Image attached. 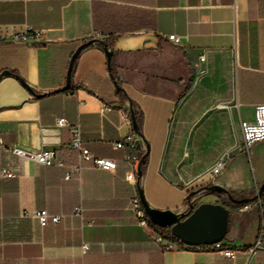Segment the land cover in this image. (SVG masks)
<instances>
[{
    "label": "crops",
    "instance_id": "crops-1",
    "mask_svg": "<svg viewBox=\"0 0 264 264\" xmlns=\"http://www.w3.org/2000/svg\"><path fill=\"white\" fill-rule=\"evenodd\" d=\"M90 40L109 42L114 76L94 41L75 59L65 90L72 56ZM259 103L264 0H0V138L6 146L53 149L56 161L42 165L3 152L19 175L0 177V264H264V236L257 253L245 251L264 224V196L247 202L261 220L257 233L256 224L243 234L229 220L223 241L234 259L182 249L173 239L159 244L128 207L139 189L151 207L179 213L190 191L210 184L252 194L264 182V159L245 161L236 129ZM119 109L134 114L146 153L136 185L125 180L126 149L113 147L130 132ZM63 117L68 125H59ZM75 124L106 166L85 162L66 179L79 163L71 147ZM226 154V168L212 176ZM200 195L201 203H221L217 197L227 194ZM221 204L230 215L238 208ZM79 205L84 218L73 214ZM37 209L62 220L40 226Z\"/></svg>",
    "mask_w": 264,
    "mask_h": 264
},
{
    "label": "built area",
    "instance_id": "built-area-1",
    "mask_svg": "<svg viewBox=\"0 0 264 264\" xmlns=\"http://www.w3.org/2000/svg\"><path fill=\"white\" fill-rule=\"evenodd\" d=\"M100 34V32H98ZM22 39L27 37L21 36ZM169 40L180 44L181 36L177 34H171L168 36ZM105 110L110 111L112 108L108 105H105ZM121 120L123 124H126L130 128L129 134H127L123 139L117 141L113 144V147L116 149L125 148L126 153L124 154V160L129 164V169L125 174V180L130 182L133 185H136L138 180V168L139 162L141 160V144L135 138V129L133 126V118L130 111L119 109ZM59 125L65 126L68 125L66 118H60L58 121ZM72 140L71 147L76 150L78 155L79 163L74 168V171L67 170L65 173L66 179H71L74 177L75 173L80 174L84 163H89L90 166L96 168H105L106 158L96 156L85 144V141L82 138V130L79 124H75L70 129ZM241 132L245 148H249L254 143L264 140V103H259L254 108V118L252 120H242L241 122ZM9 151L13 155L21 159H31L42 165H53L56 163L54 158V150L50 148H42L38 150H27L18 146H6L4 141L0 138V177L1 178H14L19 175L17 169L13 168L9 164L5 163L2 158L4 151ZM231 155L226 154L223 156L218 163L212 168L211 175L216 176L220 174L227 166V162L230 159ZM263 196H260L256 199L259 202H262ZM193 204L189 198V203L186 206L184 213L186 215L190 214L193 210ZM248 206V205H247ZM128 207L133 211L134 219L136 223L144 228H147L150 232L154 234L155 240L161 244L164 242L165 238L157 233L152 222L147 216L139 193L136 190L133 196L129 198ZM84 209L81 205L76 206L73 210V214L84 218ZM33 217L37 220L40 226H47L49 224L60 223L62 217L59 215L51 214L46 209H37L35 210ZM264 236V224H262L256 242L250 247L246 248V253L253 255L262 248V239ZM83 250H86L89 247L88 243H83ZM168 248H171V245H167ZM188 249L195 251H208V250H217L224 257L234 259L236 257V251L224 244V241L215 243V244H199L194 246H188Z\"/></svg>",
    "mask_w": 264,
    "mask_h": 264
},
{
    "label": "water",
    "instance_id": "water-1",
    "mask_svg": "<svg viewBox=\"0 0 264 264\" xmlns=\"http://www.w3.org/2000/svg\"><path fill=\"white\" fill-rule=\"evenodd\" d=\"M94 41H99L104 45V51L107 56L108 64L111 66L112 51L103 40H90L89 42L81 44L72 56L68 70L67 83L64 87L65 90L70 88L71 73L75 59L85 46ZM8 73L9 71H4V74ZM131 114L133 118L134 129L138 132L137 121L134 114ZM141 164L142 159L139 162L138 177L142 174ZM199 190H207L217 193L227 192V189L219 184H210L200 188ZM195 192L196 190L192 191L188 195V198H191ZM262 195H264V182L259 187L258 192L253 197V200L258 199ZM139 196L143 208L152 224L158 225L160 227H170L172 235L185 245L194 246L199 244H215L223 241L227 236L229 229L230 209L221 203L202 202L196 207L193 206L191 213L186 215L184 212L179 213L170 209L151 207L145 199L141 189H139ZM236 201L240 203H246L249 201V199Z\"/></svg>",
    "mask_w": 264,
    "mask_h": 264
},
{
    "label": "rangeland",
    "instance_id": "rangeland-1",
    "mask_svg": "<svg viewBox=\"0 0 264 264\" xmlns=\"http://www.w3.org/2000/svg\"><path fill=\"white\" fill-rule=\"evenodd\" d=\"M241 122L239 121L237 122V129H236V134H237V138L239 141V144H241L243 147L244 143H243V138H242V132H241ZM245 154V161L248 162L249 160H252L254 162V164H256V166L258 165L259 161L262 162V159H264V141H261L257 144H253L249 147V149H245L244 151ZM261 159V160H260ZM249 172L251 173V167H249ZM195 189L196 192L193 196H191V201L192 204L194 205V207L198 206L201 201L203 200L200 192L202 190ZM259 187L257 188V190H255L252 194H250V196L248 197H252L254 194H256L258 192ZM228 200V196L227 195H219L216 199V201H220L221 203H225L228 204L227 202ZM257 200H253L251 202H254ZM250 203V202H249ZM249 203L243 205L242 207H238L236 209L232 210V214L230 215V228L235 227V225L239 224L238 226H240V232L243 234H248L251 233V231L253 230L254 225L256 224L254 227L255 228V233H257L258 228L260 226V219H259V214L257 212H255L253 215H250V210L252 207V205H250ZM258 206V203H256ZM253 205V206H256ZM248 205V206H247ZM155 230L157 231V233H160L161 231H165L167 235H169L170 237H172V233H171V229L170 227H160L158 225H153Z\"/></svg>",
    "mask_w": 264,
    "mask_h": 264
},
{
    "label": "trees",
    "instance_id": "trees-1",
    "mask_svg": "<svg viewBox=\"0 0 264 264\" xmlns=\"http://www.w3.org/2000/svg\"><path fill=\"white\" fill-rule=\"evenodd\" d=\"M105 44L108 46L109 45V42L108 41H104ZM103 45V44H102ZM104 46V45H103ZM111 75L114 76V71H113V67H112V64H111ZM118 89H119V92H123V89L118 86ZM140 154H141V159H142V164L141 166H143L144 162H145V159H146V153L143 152V151H140ZM194 191V190H192ZM190 191L189 194L192 192ZM188 194V195H189ZM224 194H227L228 196V206H233V207H242L243 205H245L246 203L243 202V203H240V202H237L236 200H242V199H249L248 202L252 201L253 200V197L255 196H252V197H248L250 196L249 193L247 192H241V193H237V192H233V191H228L225 192ZM235 199V200H234ZM160 234L165 238V239H173L175 240L177 243H178V247L179 248H182V249H185V248H188L187 245H185L184 243H182L181 241H179L177 238H175L174 236L170 237L169 235H167L166 233V230L165 231H161Z\"/></svg>",
    "mask_w": 264,
    "mask_h": 264
}]
</instances>
